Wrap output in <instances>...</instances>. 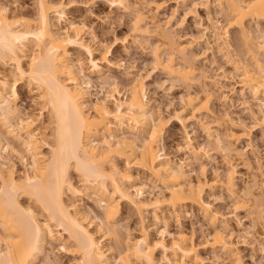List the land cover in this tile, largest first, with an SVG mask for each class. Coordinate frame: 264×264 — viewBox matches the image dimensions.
Here are the masks:
<instances>
[{"label": "bare ground", "instance_id": "bare-ground-1", "mask_svg": "<svg viewBox=\"0 0 264 264\" xmlns=\"http://www.w3.org/2000/svg\"><path fill=\"white\" fill-rule=\"evenodd\" d=\"M35 1V14L31 18L10 16L5 7H0V63L10 62V68L0 72V264H35L47 241L68 243L77 256L73 264H159L158 250L166 264H199L197 249L183 231L172 235L163 228L160 237L152 240L149 227L142 225L141 236L117 254L113 247H105L102 240L106 241L111 230L104 225L113 222L118 212L115 196L133 206L141 220H144L142 214L151 213L155 224L160 222L159 212L163 208L173 213L187 205L199 208L209 224L206 244L227 254L233 264H241L229 240L230 233L217 228L218 213L203 200V186L187 180L189 164L174 161L157 147L163 122L151 111L144 84L134 79L121 99L116 97L120 92L112 79L110 89L101 98L90 100L89 76L100 81V88L111 80L102 66L113 67L107 51H94L82 38L84 26L66 18L65 10L71 2ZM125 1L110 2L117 9L127 11ZM135 1L134 39L152 33L160 41L154 47V62L171 79L190 82L197 76V69L188 64L186 48L174 47L170 33L161 31L153 19H148L146 6L150 2ZM214 1L222 22L228 28L237 27L238 40L248 55L249 62L242 61L239 66L240 94L244 99L243 92L247 91L257 102V111L247 108L264 138V28L257 25L252 31L244 25L246 18L264 22V0ZM61 23H66V28L59 27ZM211 28L216 48L227 54L228 28H223V36L217 25ZM71 49L87 56V75L81 61L73 59ZM176 54L179 62H175ZM199 74L205 79L200 70ZM18 81L35 89L36 100L41 105L35 117L47 112L49 135L39 132L34 116H23L14 105ZM201 87L207 93L205 84ZM182 100L189 116L183 118L179 113L175 116L185 127L186 121L191 122L207 106L196 104L197 98L190 94ZM204 130L224 154L240 156L232 146L239 138L235 133L225 130L212 135L210 127ZM42 143L47 148L46 154L41 150ZM22 152L28 157L26 170L16 177L13 164L7 166L3 154L23 160L26 156ZM192 155L196 158L197 153L193 150ZM118 158L124 161L123 168L116 164ZM133 168L160 184L165 192L146 198L147 187L145 183L136 185L138 179L132 173ZM70 169L78 179L76 183L69 175ZM233 175L234 170L225 177L232 197L237 192ZM250 182L249 191L257 184L255 180ZM252 195L247 194V201H258L260 211L264 212V194L261 192L255 198ZM65 196H69V203ZM19 198H26L29 204L22 206ZM84 198L95 199L99 217H91L90 211L82 210ZM32 204L42 212V219L37 217ZM94 220L99 222L92 232L89 224ZM165 235L170 236L168 244ZM114 241L118 239L114 237ZM261 244L264 249V232Z\"/></svg>", "mask_w": 264, "mask_h": 264}, {"label": "rangeland", "instance_id": "rangeland-1", "mask_svg": "<svg viewBox=\"0 0 264 264\" xmlns=\"http://www.w3.org/2000/svg\"><path fill=\"white\" fill-rule=\"evenodd\" d=\"M49 1L71 2L72 4H68L69 8L65 10L66 18L84 26L83 40L96 52L107 51V58L113 65V67L107 64L102 65L105 75L111 77L103 88H100V81L95 76H89L92 85L89 89L90 100L95 101L97 97L101 98L104 92L110 89L112 79L117 83V90L120 92L116 97L121 99L125 97V90L129 84L134 79L140 80L151 100V111L156 115L155 118L163 122L157 147L174 161H186L189 164L187 180L203 186V200L212 211L218 213L217 228L230 233L229 240L241 264H264V249L261 244L264 212L260 211L258 201H247L249 193L253 194L254 198L259 197L261 192L264 194V138L261 128L254 126V120L248 110L250 107L257 111V102L251 99L247 91L243 92L244 95L246 94L244 99L240 94L242 91L238 74L241 70L240 62L247 63L249 58L238 40L237 27L228 28L229 26L222 22L214 0H146L150 2L146 6L148 19H153L161 31L166 30L170 33L174 47L186 48L188 64L191 63L197 69L195 71L197 76H193L190 82L185 83L171 79L154 62L153 51L155 46L160 45L159 39L152 33L140 39L138 37L136 39L138 41L134 39L132 24L137 7L135 0L125 1L128 6L127 11L117 9L116 5L110 2L111 0ZM35 4V0H0V7H5L8 15H20L24 18L33 17ZM156 6L159 8L155 9ZM216 21H218L217 24ZM215 25L221 28L222 36L224 29L228 28L226 39L229 41L230 49L227 54L219 51L213 42L211 27ZM244 25L252 31L256 30L257 25L264 28V22L254 21L251 18H246ZM59 27L66 28V23H61ZM205 28H208V32ZM253 42H256V39ZM70 54L74 60L81 61L87 75L89 66L87 56L77 49H71ZM175 57V62H179L180 57L177 54ZM23 63L26 64V61ZM9 68L10 62L0 63V72L7 71ZM199 70L205 79L200 76ZM201 84H205L207 93L202 91ZM16 91L17 98L14 105L23 116H34L35 123L41 130L39 132L49 135L51 126L48 124L47 112H42L41 117H35L41 107L36 100L35 89L28 87L23 81H18ZM187 94L197 98L196 104L205 103L207 110H201L191 122L186 121L184 127L176 119L175 114L179 113L183 118L189 116V111L182 100ZM204 127H210L212 135L225 130L235 133L239 138L233 142L232 146L236 148L240 156L234 153L224 154L212 138L210 140L207 138ZM125 135L131 137L128 133ZM141 138L138 137L140 140ZM41 145V150L46 154L47 148L43 143ZM193 150L197 153L196 158L192 155ZM23 153L21 155L26 156ZM8 154H3L5 158L7 157L6 162L9 163L6 165L13 164L16 177L22 175L26 170L28 157L21 160ZM115 161L118 167L123 168V160L118 158ZM233 170L237 189L234 197L225 184L226 173H231ZM132 173L138 179L137 186L145 183L146 198L165 192L160 184L148 178L137 168H133ZM69 175L76 183L78 179L72 169ZM251 180L257 183L254 189H250L252 192L249 191ZM113 199L117 204L118 212L113 222L104 225L111 232L106 237V241L102 240V243L105 247H113L115 254L130 241L138 239L144 225L149 227L152 240L160 237L159 231L163 228L172 235L183 231L191 237L197 249L201 262L199 264H233L232 258L227 254L218 248L213 250L206 244L209 224L199 208L187 205L178 213L163 208L162 212H159L160 222L155 224L151 213L142 214L144 220H141V215L133 206L116 196ZM64 200L69 203V196H65ZM18 201L22 206L29 204L26 198H19ZM81 204L82 210L91 212V217L100 216V210L94 198L89 200L84 198ZM32 205L37 217L42 219V212L37 206ZM98 222L94 220L89 224L92 232H95V225ZM114 237L118 239L117 242L114 241ZM169 240L170 236L165 235L166 244ZM156 257L160 259L159 264H166L161 260V251L156 252ZM75 259L77 256L73 254V249L68 243L47 241L43 253L38 256L35 264H73Z\"/></svg>", "mask_w": 264, "mask_h": 264}]
</instances>
